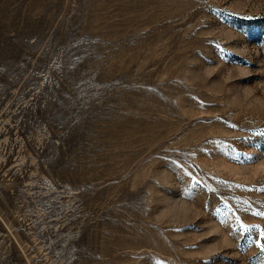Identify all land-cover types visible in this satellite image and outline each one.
Returning <instances> with one entry per match:
<instances>
[{"label":"rangeland","instance_id":"rangeland-1","mask_svg":"<svg viewBox=\"0 0 264 264\" xmlns=\"http://www.w3.org/2000/svg\"><path fill=\"white\" fill-rule=\"evenodd\" d=\"M260 212L264 0H0V264H264Z\"/></svg>","mask_w":264,"mask_h":264},{"label":"snow or ice","instance_id":"snow-or-ice-1","mask_svg":"<svg viewBox=\"0 0 264 264\" xmlns=\"http://www.w3.org/2000/svg\"><path fill=\"white\" fill-rule=\"evenodd\" d=\"M257 215L264 216V212L257 213ZM241 227H243L245 229V231H249L251 229L258 228L259 226H257V225H251V226L241 225ZM260 236L262 239H264V230L261 231ZM255 244L258 248L261 249V251H264V244L261 243V240H259V239L256 240Z\"/></svg>","mask_w":264,"mask_h":264}]
</instances>
